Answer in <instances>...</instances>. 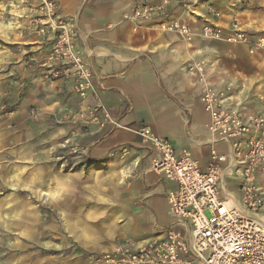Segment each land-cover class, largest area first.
<instances>
[{"label":"crops","instance_id":"obj_1","mask_svg":"<svg viewBox=\"0 0 264 264\" xmlns=\"http://www.w3.org/2000/svg\"><path fill=\"white\" fill-rule=\"evenodd\" d=\"M56 1L62 16H77L75 40L79 49L91 53L89 63L98 98L110 116L125 125L101 129L90 123L82 132L75 126L67 125L58 129L59 134L65 136L60 138V142L67 139L70 146L67 153L72 151L76 158L109 163L111 172L115 168L119 169L117 172L122 183L116 181L122 189L117 197L119 205H116V220L121 227L116 243L126 239L141 242L162 237L163 229L170 221L165 194L174 184L149 168L147 150L140 144L135 128L148 125L157 135L168 138L176 152L188 150L199 166L205 167L212 145L208 142V115L200 101L197 79L186 72V65L205 62L206 76L218 88L231 83L234 92L250 90L253 94L251 101L247 102L244 98L239 100L241 97L235 93L233 96L237 100L231 103L243 113L257 112L264 115V55H251L244 45H230L197 37L186 42L176 34L161 32L156 20L149 21L144 29L138 31L128 25H117L115 23L120 9L108 0ZM209 1L203 2L202 7L194 4L182 7L171 1L169 17L191 24L190 19L194 20L191 11L207 15L209 6L221 12L233 10L228 0H214L215 4ZM254 2H257L254 5L264 6V0ZM18 9L17 17L23 26L26 23V9L21 0ZM258 10L262 8L253 11ZM207 18L224 27L230 23L224 25L226 21L221 16L207 15ZM197 20L200 23L202 19ZM23 32L24 37L28 36L25 31H21L20 36H23ZM33 36L37 38L34 50L43 58L40 67L44 77L50 81L52 97L60 99L66 94L72 98L71 103H66L67 107L87 112V108L95 102L94 97L89 95L80 100L72 91L70 80L49 78L45 60L48 42L38 35ZM33 95V91H27L23 107L33 103ZM259 95L263 96L262 99ZM35 102L45 105L38 100ZM63 104L57 100L46 105L54 109ZM122 147L127 150L120 159L119 149ZM214 147L219 151L225 149L222 143H215ZM131 171L135 175L127 180L126 175ZM65 175L72 179V183H68L69 187L74 186V179L83 178L82 188H85L84 179L92 178L84 170ZM97 176L105 180L110 178L104 172L93 175ZM113 177L116 179L115 175ZM58 181L65 186L64 178H57ZM259 184L264 191V182L260 181ZM228 187L235 190L233 183H229ZM260 216L264 220V211Z\"/></svg>","mask_w":264,"mask_h":264},{"label":"built area","instance_id":"obj_2","mask_svg":"<svg viewBox=\"0 0 264 264\" xmlns=\"http://www.w3.org/2000/svg\"><path fill=\"white\" fill-rule=\"evenodd\" d=\"M171 1L188 7L197 0H140L123 18L133 23L156 20L160 30L186 42L197 37L244 45L251 55L264 54V33H250L239 26L236 18L226 27L209 21L207 15L220 17L211 6L207 15L191 11V24L170 19ZM22 4L26 23L21 31L48 42L47 76L70 80L80 100L94 97L95 102L87 108V121L101 129L125 127L110 116L98 98L89 63L91 53L78 48L75 22L61 15L56 0H22ZM198 18L202 19L200 23ZM187 70L197 79L200 101L208 115V142L212 145L207 164L200 167L188 150L176 152L168 138L157 135L148 125H138L135 134L147 150L149 168L174 184L165 194L170 221L162 237L119 241L97 262L264 264V220L260 216L264 211V191L259 184L264 182V115L224 105L221 93L206 76L204 62L191 63ZM215 143L224 144L225 149L219 151ZM126 150L119 149L120 159ZM134 175L131 171L126 178ZM229 183L235 184V190L229 189Z\"/></svg>","mask_w":264,"mask_h":264},{"label":"rangeland","instance_id":"obj_3","mask_svg":"<svg viewBox=\"0 0 264 264\" xmlns=\"http://www.w3.org/2000/svg\"><path fill=\"white\" fill-rule=\"evenodd\" d=\"M19 1L0 0V264H97L118 238L121 226L116 220V205L122 179L119 169L110 171L109 163L76 158L72 151L67 153L69 141L64 138L60 142L65 137L59 134L60 127L71 125L82 132L93 122L87 121V112L66 106L72 100L68 95L52 97L50 81L40 67L43 58L34 50L37 38L31 34L24 37V32L20 36ZM108 1L120 9L115 24L138 31L149 22L133 23L123 18L140 0ZM228 1L233 10H216L226 21L224 25L236 18L250 33H264V6L254 5V0ZM203 2L207 0L193 4L202 7ZM76 18L68 19L76 23ZM185 70L188 72L187 65ZM210 84L221 93L223 104L231 108L239 109L231 103L237 100L235 93L247 102L253 96L250 90L234 92L231 83H225L224 88ZM29 90L34 93L33 103L23 107ZM57 100L64 104L47 107ZM69 166L75 174L84 170L92 175L84 179L85 188L83 178L74 179V186H68L72 179L64 175ZM102 172L111 177H93ZM57 178L66 181L59 191ZM40 190L52 192L53 197L45 200Z\"/></svg>","mask_w":264,"mask_h":264},{"label":"bare ground","instance_id":"obj_4","mask_svg":"<svg viewBox=\"0 0 264 264\" xmlns=\"http://www.w3.org/2000/svg\"><path fill=\"white\" fill-rule=\"evenodd\" d=\"M73 171V169L69 166L66 170H65V172L67 173V174H71V172ZM111 177V176H110ZM113 177V176H112ZM113 180H115V178L113 177L112 178ZM56 187L58 188V189H62L63 188V185L62 184H60L59 183V181L57 182V184H56ZM39 193H40V196H42V198H44L45 200L48 198H52L53 196H52V192H50V191H47V190H40L39 191ZM50 196V197H49ZM50 198V199H51ZM97 264H105V263H103V262H101V261H99V262H97Z\"/></svg>","mask_w":264,"mask_h":264}]
</instances>
